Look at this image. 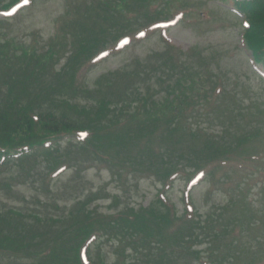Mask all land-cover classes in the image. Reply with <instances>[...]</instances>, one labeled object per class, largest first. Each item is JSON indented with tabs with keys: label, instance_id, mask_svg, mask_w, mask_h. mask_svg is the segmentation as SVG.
<instances>
[{
	"label": "trees",
	"instance_id": "trees-1",
	"mask_svg": "<svg viewBox=\"0 0 264 264\" xmlns=\"http://www.w3.org/2000/svg\"><path fill=\"white\" fill-rule=\"evenodd\" d=\"M17 1L19 0L0 3V12L7 10ZM87 1L69 0V3L74 5L70 8V12L74 10L79 14L81 3L86 6ZM90 1L92 8L85 12L82 21L73 23L70 20L68 22L71 23L67 24V18H64L60 22L61 32L57 34L56 41L77 42V47L73 48L77 53L71 52V60L76 62L77 66L70 64L64 77L66 80L62 85L60 80L65 73L55 71V64L50 60V53L38 54L37 49L31 46L18 54L15 52V41L1 38L0 92L3 85L12 84L13 87L9 93L12 94L15 88L18 95L20 90L24 96H19L20 102L18 98L13 99L14 96H10L11 94L5 98L0 96L3 105L0 106V175L8 173L11 174L12 180L22 179L23 182L31 178L29 183H33L36 172L35 158L29 154L43 152L45 143L61 140L64 136L81 130L89 131L90 140L98 143L96 154L110 151L114 160L111 163L112 174L118 180L125 181L129 175L132 178L136 175H160L159 179H165L169 172L180 170L178 167L186 161V154H194L199 162L208 163L221 162L223 158L230 159L231 156L239 158L254 154L251 151L257 136L249 135L246 130L243 131L240 124L243 114L237 113L235 109L229 110L223 106L217 112L222 116L220 122L228 121L226 133L217 140H214V136L210 135L208 130L195 126L188 120L191 115L208 117L211 114L209 110L208 112L197 110V108L202 106L209 94L218 96L217 91L221 88V84L219 78L212 72V58L197 55L193 62L196 64V69L192 71L194 67L189 65L192 62L188 57L195 55L193 51L185 55L171 50L169 57L166 53L161 57V62L168 73L176 77L182 104L190 110V115L185 117L174 114L175 110L172 116L164 114L163 118H158L154 113L140 121L141 108L133 115L126 112L125 105L128 97L125 96L126 91L129 90L130 83H136L134 79H130V75H127L130 83L118 75L111 84L104 85L105 90L100 87L89 89L86 84H83L84 81L81 82L79 77H76L79 65L85 64L82 59L93 54L101 36L109 30H114L118 25L116 10L112 12L108 9L112 2L97 0L99 2L92 3L96 0ZM118 1L116 5L120 10L128 9L130 6L134 8L140 6L143 10L144 5L147 9L145 17H148V12L153 15L154 20L162 16L152 10L155 0ZM235 6L243 14L247 24L245 28H242L241 33L245 51L256 62L264 63V0L236 1ZM102 9L104 10L101 11ZM114 14L116 18L113 17ZM125 19L128 20V18ZM104 22L110 23L109 28L101 27ZM127 32V30L124 31V33ZM44 70L47 73V80L58 81L56 87L46 83L41 86L42 80L39 74L42 75ZM198 70L202 71L201 74ZM149 73H154V70H150ZM196 78L197 82L208 85L205 94L195 96L194 92L189 90L196 82ZM184 82H190L188 88ZM95 83L99 86L100 79ZM111 92L117 95L112 96ZM136 96L135 99H131L132 104L142 100L140 92ZM147 96H151L150 91ZM220 96L223 98L222 101L227 98L223 88H221ZM9 97L10 102L7 103ZM225 103L222 102L221 105ZM125 113L127 114L124 115ZM261 134H263L262 130ZM144 142L146 143L141 145ZM27 150L30 152L25 155L24 152ZM22 154H24L23 157L16 163H12L15 157ZM24 162L26 166H23ZM11 163L18 164L19 167L14 168L10 165ZM244 206L245 202L242 200L234 201L231 218L228 215L235 228L242 226L243 213L247 209L243 210ZM157 209L160 211L126 209L120 212V216L112 218L108 224L112 225L116 231L127 235H130L134 229L140 231L143 229L142 233L146 236L140 242L142 249L149 248L152 240L166 237L171 229L176 231L170 235L171 240L173 237L176 238L175 245H179L182 238L193 233L192 227L196 225L194 222H191L190 227L184 228V224L179 225L178 221L170 218L169 207L163 205L162 209ZM226 211L229 210L226 209ZM172 212L175 213V211ZM88 214L82 211V218L70 223L67 216L52 217L50 220L46 215L38 217L36 214H23L15 209L1 213L0 264H82L79 249L83 240L80 239V235L84 236L88 232L100 229L99 215L88 216ZM218 226L223 234L235 233L234 228L230 229L228 224L222 223ZM188 230L190 231L186 233ZM137 251L139 248L133 249L134 253ZM96 264L101 263L99 261Z\"/></svg>",
	"mask_w": 264,
	"mask_h": 264
},
{
	"label": "rangeland",
	"instance_id": "rangeland-1",
	"mask_svg": "<svg viewBox=\"0 0 264 264\" xmlns=\"http://www.w3.org/2000/svg\"><path fill=\"white\" fill-rule=\"evenodd\" d=\"M9 1L0 0V3H8ZM172 1L174 0H170V2ZM179 1L185 3L187 0ZM189 1V5L184 9L186 10L184 19L179 20L175 26L170 28L167 38L175 46L183 50L190 48L195 50V55L190 58L192 63H189V65L194 67L191 69L192 71L196 69V64L193 62H195L197 55L212 58V70L217 74L218 78L222 79L224 89L229 91V96H226L227 105L234 107L237 112L242 111L245 114L252 115L253 122L259 121L261 123L257 110L264 111V81L259 79L251 71L252 69H249L247 61L249 56L245 58L239 41V25L233 24L237 20L233 17L235 15H233L232 5L222 0ZM32 3V6L22 10L11 19L6 20L0 17V21H4L0 22V40H2V37H5L7 40L15 41V52L18 54H21L24 52L23 50L31 46L37 47L38 54L50 53V60L59 62L56 65L57 70L65 73L63 79L60 80L62 81V85L66 80L64 77H66L70 64L72 63L73 66H77L76 62H72L71 60V52L74 51V47H77V42L72 40L56 41V23L63 19V17L67 18V22L70 20L73 23L82 21L83 15L85 12L90 11L92 5L88 4L85 6L84 4L79 10L80 13L77 14L74 10L70 12V8L74 6L72 3H64L61 0H33ZM179 5L176 3L174 6L178 8ZM203 13L208 15V19L206 17L202 18ZM70 23L68 22L67 24ZM104 27L109 28V25L105 24ZM134 28L138 29L140 27L135 26ZM118 31H120V28L117 25L114 30H109L108 32L113 37ZM109 41L110 39L108 38L107 43ZM163 54H165L163 42L157 36L151 37L142 43L131 45L119 55L107 59L95 68L88 77V87L90 89L100 87L105 90L104 85L111 84L118 75L121 76V79L130 83L127 76L130 75V79H134L136 83H130L129 90L126 91L125 96L128 97L125 111L132 114L133 108L138 102L132 104L131 99H135L136 95L140 92L142 94L140 97L143 100L140 102H145L148 109L154 111L157 115H161L163 106L170 104L171 101L176 102L178 107L180 106V94L179 88L176 85V77L171 76L161 62ZM150 70H154V73H149ZM198 72L201 74L202 71L198 70ZM39 77L42 80L41 86L45 83L51 84L54 87L58 85V81L56 80H47L45 70L42 72V75L39 74ZM99 79L100 85L97 86L95 82ZM185 84L189 86L190 82H184ZM198 85L201 87V83ZM12 87V84L9 86L3 85L0 96H4L5 98V96L11 94L9 90ZM148 91L151 92V96H147ZM13 92H15V88H13ZM111 95L116 96L117 93L111 92ZM112 99L114 98L112 97ZM9 102L10 100L7 103ZM1 103L0 101V106H3ZM214 126L218 129L215 123L209 127L214 128ZM259 126L260 124L251 125L250 127L253 129L250 130V133L253 135L261 133V127ZM258 137L260 136L256 138ZM255 143L260 151L264 152V139ZM58 155L60 153H50L47 156L49 159L48 163L44 161L41 164L43 169L48 171L50 165L53 167L52 161ZM185 156L187 157L186 161H184L185 163H194L196 161V158L192 154H186ZM98 167L100 165L90 168L89 172L83 174L76 173L75 169L67 171L59 179L52 181L48 193H43L41 185L37 183L35 185L27 184L15 189H8L4 184L7 183L9 185L11 183L10 176L9 174L3 175L0 177V212L2 213L13 208L21 211L23 214L46 215L50 220H52V217L66 215L71 223L74 220L82 218L80 203L86 204L87 202L88 206L98 208L100 212L101 210H109V207H114L113 197L119 199L116 203L118 209H125L130 206L147 207L150 204L156 203V196L160 191V186L156 180L142 181L137 186L130 184L127 194H122L121 188L117 186L116 181L112 179L110 174L106 171L99 172L97 170ZM210 177L209 174L206 178V184L193 190L190 195L191 201L195 204L198 211H200L203 218L215 208V205L226 200V195L222 190H214L209 193ZM263 179L264 177H255L251 181L254 188L248 198L251 200L254 209L248 211L247 214L250 215L249 217L253 225L256 224V219L252 215H255V212L258 214L259 211L264 209V194L256 192L257 188H263L264 183H261ZM257 182L261 184H257V188L255 189ZM182 188L183 182L180 181L171 191L166 193L167 198L174 204H177L180 211L183 210V203L181 202ZM84 199L86 202H82ZM110 212L114 213L116 211ZM197 235H199V232H197ZM193 241L190 253L199 252L205 255L206 249L212 247V237L206 231L200 237L193 239ZM244 243L248 244L246 247H250L254 243V240L245 237ZM219 247L221 250H223V247H226V243L222 239L219 241ZM96 253H100L103 261L108 264L114 260L118 251L110 246L109 243L101 242L92 251L94 257ZM190 253L183 257H176L169 252H165L163 264H198L193 262L194 258ZM139 255L143 257L141 254ZM137 260V257L134 255L133 262L127 261V264H143ZM262 261L264 262V260Z\"/></svg>",
	"mask_w": 264,
	"mask_h": 264
},
{
	"label": "snow or ice",
	"instance_id": "snow-or-ice-1",
	"mask_svg": "<svg viewBox=\"0 0 264 264\" xmlns=\"http://www.w3.org/2000/svg\"><path fill=\"white\" fill-rule=\"evenodd\" d=\"M24 3L27 4L28 0H24ZM141 35H143V33H141ZM124 43H127V41L125 40ZM104 55H107V53H104Z\"/></svg>",
	"mask_w": 264,
	"mask_h": 264
}]
</instances>
